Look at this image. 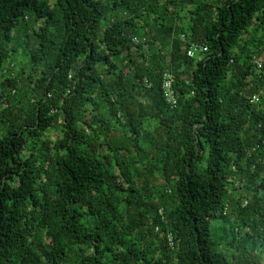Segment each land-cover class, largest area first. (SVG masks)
<instances>
[{
	"label": "trees",
	"instance_id": "obj_1",
	"mask_svg": "<svg viewBox=\"0 0 264 264\" xmlns=\"http://www.w3.org/2000/svg\"><path fill=\"white\" fill-rule=\"evenodd\" d=\"M263 53L264 0H0V264H264Z\"/></svg>",
	"mask_w": 264,
	"mask_h": 264
},
{
	"label": "built area",
	"instance_id": "obj_2",
	"mask_svg": "<svg viewBox=\"0 0 264 264\" xmlns=\"http://www.w3.org/2000/svg\"><path fill=\"white\" fill-rule=\"evenodd\" d=\"M205 50H206V46L201 45V44H193L187 49L186 53L189 56H197L198 58H200L201 53ZM260 65H261L260 61H258V66H260ZM161 90H162V94H163L165 100L171 106H175L177 104V97L175 95V91L173 88L171 74L168 72H164L162 74ZM257 100H258V96L255 94L252 95L251 101H257ZM245 203H246V201H244V204ZM227 209H228L227 206L223 207L222 213L226 214ZM159 213H161V210H159ZM167 240H168V244L170 246H173V241H172L170 234H168Z\"/></svg>",
	"mask_w": 264,
	"mask_h": 264
},
{
	"label": "rangeland",
	"instance_id": "obj_3",
	"mask_svg": "<svg viewBox=\"0 0 264 264\" xmlns=\"http://www.w3.org/2000/svg\"><path fill=\"white\" fill-rule=\"evenodd\" d=\"M18 33V32H17ZM16 35V33H14ZM20 34V33H18ZM262 59H264V53L261 55ZM26 61H27V56L24 55V51H22L21 48H19V50L17 51L16 53V63L13 65V69L12 71H16V69L20 66V65H23L25 68H27L26 66ZM54 132V131H53ZM53 134V133H52ZM231 207H232V204H230V206L228 207V212H230L231 210ZM230 214V213H229ZM221 221L215 219V220H212V225L216 224V225H219ZM221 231L220 229L218 228L217 230H215V234L214 236H216V238L219 237Z\"/></svg>",
	"mask_w": 264,
	"mask_h": 264
}]
</instances>
